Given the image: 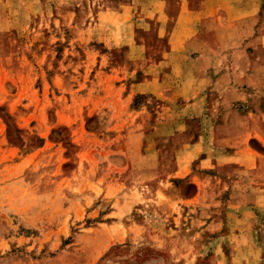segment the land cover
<instances>
[{
  "label": "rangeland",
  "instance_id": "1",
  "mask_svg": "<svg viewBox=\"0 0 264 264\" xmlns=\"http://www.w3.org/2000/svg\"><path fill=\"white\" fill-rule=\"evenodd\" d=\"M181 1L0 0V264H264V158H196L257 102L197 115L156 91L175 54L204 72L236 53L242 22L177 26Z\"/></svg>",
  "mask_w": 264,
  "mask_h": 264
},
{
  "label": "crops",
  "instance_id": "2",
  "mask_svg": "<svg viewBox=\"0 0 264 264\" xmlns=\"http://www.w3.org/2000/svg\"><path fill=\"white\" fill-rule=\"evenodd\" d=\"M187 1L188 4L186 0L181 1L176 18L177 26L182 25L179 20L182 21L189 15L191 26L195 27L201 25V20L204 21L211 16L218 20L220 28H226L224 27L226 24L230 25L233 21L241 20L240 37L233 43L242 47L232 55L223 52L222 62L217 64L214 62L212 69L208 67L207 71H201L202 73L199 71L201 69L193 64L184 66L186 54H175L170 59V66L167 65L169 67L166 69L167 74L162 76V85L157 87L156 91L162 89V99L166 100L186 99L183 93L191 92L188 98L189 104L197 115L207 110L210 103L212 106L217 103L222 104V107L228 105L231 109L234 102H257L247 111L241 110L235 114L229 110L228 115L223 113L220 119L201 129V140H210L207 144L211 152L204 150L199 155L198 151L196 158L200 163L209 162L210 156L214 155L213 151H215L216 155L220 154L219 157L224 160V163L238 162L240 166L250 170L260 169L264 154L251 149L245 143L249 138L255 137L264 145V110L261 107L264 105V31H262L264 27L255 17V15L259 17L262 0H202L204 4L201 9L190 7V0ZM196 59L198 60V57ZM183 68L190 76L182 75ZM194 71L199 74H193ZM218 139L224 142L235 140V149L226 152L225 148L224 150L216 148L213 144ZM217 149H222V152L219 153ZM262 169L264 171V167ZM180 172L181 170H176L173 177L182 176ZM186 172L189 173L190 170ZM193 181L200 184L202 178L194 174Z\"/></svg>",
  "mask_w": 264,
  "mask_h": 264
}]
</instances>
